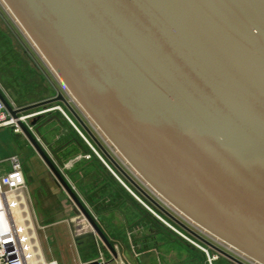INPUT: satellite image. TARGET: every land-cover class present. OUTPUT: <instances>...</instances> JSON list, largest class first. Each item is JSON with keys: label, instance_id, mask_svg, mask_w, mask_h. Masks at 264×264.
I'll use <instances>...</instances> for the list:
<instances>
[{"label": "water", "instance_id": "water-1", "mask_svg": "<svg viewBox=\"0 0 264 264\" xmlns=\"http://www.w3.org/2000/svg\"><path fill=\"white\" fill-rule=\"evenodd\" d=\"M0 1L60 87L20 107L0 89V101L112 258L21 114L44 108L33 126L61 108L124 187L118 173L207 252L264 264V0Z\"/></svg>", "mask_w": 264, "mask_h": 264}, {"label": "rangeland", "instance_id": "rangeland-1", "mask_svg": "<svg viewBox=\"0 0 264 264\" xmlns=\"http://www.w3.org/2000/svg\"><path fill=\"white\" fill-rule=\"evenodd\" d=\"M51 85L55 87L56 90L60 88L55 78L51 75L44 63L33 51L31 46L19 32L13 21L10 19L0 4V86L3 88L7 99L13 102L16 107L34 103L36 101L43 100L45 96H48L52 93L50 87ZM58 105L60 106V103H54L50 106ZM43 109L44 108H38L23 114L25 115L41 111ZM54 111V116L59 119V117L62 116V112L58 109H54ZM44 113L43 116H45V118L49 117L47 116L48 114ZM30 121L31 120L28 121L29 124ZM0 131H3L9 136L11 128L3 127V129ZM47 132L48 140L51 141L56 134V127L48 128ZM95 134L97 133L95 132ZM86 145L88 146V149H90L88 151H91L92 155L97 157L90 146L88 144ZM95 150L98 151L96 147ZM108 150L111 155L120 163L113 151L111 149ZM21 158L23 169L30 170L32 172L33 168L30 162L24 161L23 157ZM92 172L96 174V172ZM97 172L99 175H101V171ZM88 179L89 178H87V180ZM122 180L124 181V179ZM74 190L77 193L75 188ZM78 196L81 198V200H83V202H85L86 205L88 204L83 197H81L79 194ZM117 204L113 206L115 208H104L100 206L98 207L99 211L97 212L105 230H107L109 234L111 232V236H113L111 241L113 245L117 247L115 250L117 253H119V256L122 258L125 264H209L206 253L197 245L193 244L191 240L198 245L201 244L193 237L175 226L171 221L167 220L190 240L170 229L163 222H160V220L154 215L153 216L158 219L160 224L155 225L153 222H149L144 219L143 221L140 220L138 223L137 221L139 220L140 212L136 207L132 206V204L129 202H125V204L122 203L120 206ZM125 206L126 208H124ZM171 213L180 219L176 214L173 212ZM119 220L121 221V224ZM137 226L142 227L141 232L136 230H134L133 233L130 232L134 228H137ZM190 228L197 232V230L193 227ZM40 231L41 230L37 228V235L39 240L41 239V246L43 248L42 250L44 251L45 255L48 256L50 252L49 245L43 237L40 238ZM211 242L214 243V241ZM99 243H101L100 240ZM101 245L102 243L100 246ZM100 249L104 252V254H107L108 251L106 248L104 249L101 246ZM211 253L212 252H209L210 255L216 254ZM212 264L234 263L218 255L216 261H213Z\"/></svg>", "mask_w": 264, "mask_h": 264}, {"label": "crops", "instance_id": "crops-1", "mask_svg": "<svg viewBox=\"0 0 264 264\" xmlns=\"http://www.w3.org/2000/svg\"><path fill=\"white\" fill-rule=\"evenodd\" d=\"M50 87L52 93L43 99L56 94V88L52 85ZM0 89L5 95L1 86ZM54 112V110H51L44 113L48 114V119L43 114L37 117L35 124L32 126V133L36 137L38 136V140L40 137L39 142L61 173L72 187L76 189L77 193L84 198L80 188L87 185L89 176L83 166L91 161V153L84 146H80L72 137L73 126L70 125L68 120L66 118V120H63L61 117L57 119L54 116ZM52 127H56V134L49 141L47 129ZM2 129L0 128V130ZM12 154L18 155L20 161L22 160L21 157H23L24 161H29L33 168L32 172L23 169L27 185L26 197L33 223L42 227L38 228L41 230L39 236L40 238L43 237L49 245L50 252L48 256L42 250L44 256L49 259H55L58 264H85L96 260L99 248L102 246L105 249V247L103 244L100 246L101 243H99L98 237L62 187L57 183L42 159L22 133L14 132L11 129L8 136L3 131H0V156L6 157ZM87 205V208L106 236L110 240L113 239L111 232L109 234L105 230L98 212L93 210L89 204ZM141 228V226H137L130 232L133 233L134 230L141 232ZM106 256L110 258L111 254L107 252ZM213 261H216V259ZM208 262L210 264V261Z\"/></svg>", "mask_w": 264, "mask_h": 264}, {"label": "built area", "instance_id": "built-area-1", "mask_svg": "<svg viewBox=\"0 0 264 264\" xmlns=\"http://www.w3.org/2000/svg\"><path fill=\"white\" fill-rule=\"evenodd\" d=\"M0 4L2 5V3ZM5 12L8 14L10 19L13 21L14 25L17 27L19 32L22 34V36L31 46V48L36 53V55L40 58V60L47 67L51 75L55 78V80H57L56 77L53 75L50 67H48L44 59L39 55L36 48L32 45L31 41L24 34V32L19 27V25L12 19V17L9 15V13L6 10ZM65 94L70 100H72V98L69 97L70 95L68 92H65ZM11 104L13 105V107H16L14 103L11 102ZM59 111L62 112V114L66 117L68 122L75 128V130L83 138V135L81 134V132L75 127L74 123L67 117V115L61 110V108L59 109ZM41 112L42 111H37V112L25 114V115L21 114L19 118L32 131V126H30L28 121L32 117H34L35 115ZM3 127H10L12 131L21 133L20 128L17 126L15 122V119H13L9 115L3 103L0 101V128H3ZM90 148L92 149L94 154H96L97 157H99V154L91 145H90ZM107 168L109 169L111 173H113V170L109 166H107ZM131 175L134 177V179L137 182L141 184V186L153 198H155L159 203H161L162 206H164L166 209L176 214L180 218V220H182L184 223H186L190 227H193L194 229H196L198 233L204 235L203 233H201V231H199L192 224L190 225V223H187L178 213H175L166 204H164L159 199V197L156 195V193H154L147 185L141 183L136 178L135 175L133 174ZM125 188L135 197V199H137L156 218H158L161 222H163L170 229L174 230L181 236L188 239L185 235H183L180 231H178L176 227L171 225L170 222L167 221L162 215H160L158 212L153 210L147 203H145L129 186L126 185ZM26 192H27L26 179H25V175L23 172V166L21 164L19 156L16 154H12L6 157L0 156V264H58V262L55 259H47L43 254L40 240L37 235V228H42V227H39L37 225L35 226V224L33 223L30 209L27 203ZM210 240L214 241V243H216L218 246L225 248L219 243H217L215 240L213 239H210ZM191 242L197 245L201 250H203L208 257V260H210L209 254L206 251L205 247H203L202 245H198L192 240ZM114 247L115 249H117L115 245ZM227 251L229 250L227 249ZM229 252L236 255L235 253L231 251ZM236 256L242 259L243 261L248 262L244 258L238 255ZM212 257H217V256L216 254L215 255L212 254ZM96 261L98 264H125L122 258L119 256V253H117L116 258H112V256L108 258L100 248L98 251V256L96 258ZM252 264H255V263H252Z\"/></svg>", "mask_w": 264, "mask_h": 264}, {"label": "trees", "instance_id": "trees-1", "mask_svg": "<svg viewBox=\"0 0 264 264\" xmlns=\"http://www.w3.org/2000/svg\"><path fill=\"white\" fill-rule=\"evenodd\" d=\"M62 116H60V117L63 120H66L65 117L64 116L62 117ZM73 129L74 128L72 127V132H73L72 137L75 139V141L80 146L82 145L87 150H90V149H88V146L86 145L87 143H85V141L82 139V137L79 135V133ZM83 133L85 134L84 131H83ZM89 152L91 153V151H89ZM91 157H92L91 161L89 163H87L85 166H83L85 171L87 172V175L89 176V180L87 182V185H85L84 187L81 186L80 192L83 194L85 201L93 208V210L99 211L98 207H100V206L104 207V208L105 207L108 208V207L115 206L117 203H118L117 205L120 206V204L122 205V203L125 204V202H129L132 204V206L136 207L140 212L139 220L137 221L138 223L140 222V220L143 221V219H144V220H147L149 222H153L155 225L160 224L158 219H156L148 209H146L137 199H135V197H133V195L116 179V177L105 167V165L102 163V161L98 157H94L92 155V153H91ZM91 170L96 172V174L93 173ZM97 171H101V175H99ZM118 175H119V177L124 179L119 173H118ZM124 181L153 210H155L160 215H162L166 220H169L160 211H158L154 206H152L140 193H138L125 179H124ZM124 208H126V206ZM175 226H177V225H175ZM179 229H181V228H179ZM111 243H112V241H111ZM202 246L205 247L204 245H202ZM209 252H212V251H209Z\"/></svg>", "mask_w": 264, "mask_h": 264}, {"label": "bare ground", "instance_id": "bare-ground-1", "mask_svg": "<svg viewBox=\"0 0 264 264\" xmlns=\"http://www.w3.org/2000/svg\"><path fill=\"white\" fill-rule=\"evenodd\" d=\"M0 3H2L1 1H0ZM2 6L4 7V9L8 12V10L5 8V6L3 5V3H2ZM9 13V12H8ZM9 15L11 16V14L9 13ZM12 17V16H11ZM12 19H13V17H12ZM14 20V19H13ZM15 21V20H14ZM16 22V21H15ZM33 45V44H32ZM42 113V112H41ZM98 153V152H97ZM187 225V224H186ZM191 225V224H190ZM208 254H209V252H208ZM209 261H210V264H212L213 263V260H215V259H217V257H212V255H210L209 254Z\"/></svg>", "mask_w": 264, "mask_h": 264}]
</instances>
